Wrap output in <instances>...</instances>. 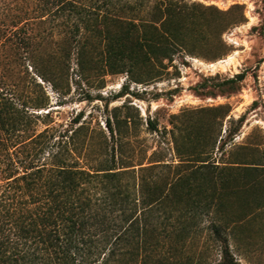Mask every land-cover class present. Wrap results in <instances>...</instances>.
I'll return each instance as SVG.
<instances>
[{"label": "rangeland", "instance_id": "1", "mask_svg": "<svg viewBox=\"0 0 264 264\" xmlns=\"http://www.w3.org/2000/svg\"><path fill=\"white\" fill-rule=\"evenodd\" d=\"M128 1L129 11L122 6L125 0H111L101 8L139 20L148 18L155 3H163ZM164 3L186 9L184 18H177L185 49L164 61L165 68L153 78L144 68L132 75L99 73L88 81L79 74L74 53L68 69L52 59L56 47L49 37L50 24H37L35 0H0V89L18 103L45 100V107L29 108L39 115L38 130L45 128V121L57 132L64 130L81 113L84 131L95 142L93 151L102 133L109 135L106 117L114 112L128 115L132 128L127 163L135 169L156 166L158 178L192 170L204 177L205 190L190 195L201 203L210 201L209 207L190 215L194 232L165 237L156 257L167 264H218L221 246L214 223L236 264H264V0ZM38 39L41 51L34 45ZM238 74L240 81L225 84ZM148 119L156 129L148 128ZM200 182L198 176L192 184ZM210 193L214 195L205 199ZM188 207L184 201L176 207L168 204L161 206L160 214L173 220Z\"/></svg>", "mask_w": 264, "mask_h": 264}, {"label": "trees", "instance_id": "2", "mask_svg": "<svg viewBox=\"0 0 264 264\" xmlns=\"http://www.w3.org/2000/svg\"><path fill=\"white\" fill-rule=\"evenodd\" d=\"M103 1L35 0L37 24H50L56 47L52 59L64 68L74 53L78 72L88 81L99 73L132 75L144 68L153 78L165 68L164 61L185 49L177 21L186 14L183 5L163 0L152 6L148 18L135 20L108 6L102 9L111 0ZM129 3L122 5L127 11ZM34 45L41 51L42 40ZM241 78L238 74L225 84ZM50 81L58 89L56 79ZM45 105L39 98L18 103L0 89V264H167L156 257L163 239L194 232L190 215L211 203L190 195L205 190L204 177L192 170L158 178L156 166L135 169L127 163L128 115L106 117L109 135L102 133L95 151L81 113L64 130L57 132L47 121L38 130L39 115L29 108ZM147 126L156 129L149 119ZM83 159L87 166L81 165ZM198 176L201 184H192ZM181 201L190 213L182 211L184 216L173 220L161 216V206L176 207ZM212 225L221 246L218 264H236L226 238Z\"/></svg>", "mask_w": 264, "mask_h": 264}, {"label": "bare ground", "instance_id": "3", "mask_svg": "<svg viewBox=\"0 0 264 264\" xmlns=\"http://www.w3.org/2000/svg\"><path fill=\"white\" fill-rule=\"evenodd\" d=\"M224 60H219L217 63H223ZM226 62V61H225ZM214 63H211L213 65Z\"/></svg>", "mask_w": 264, "mask_h": 264}]
</instances>
